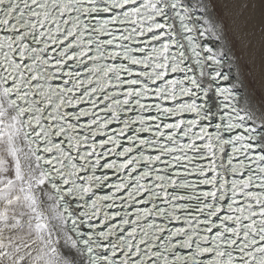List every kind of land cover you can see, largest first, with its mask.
I'll return each mask as SVG.
<instances>
[{"label": "snow or ice", "instance_id": "6c2138e0", "mask_svg": "<svg viewBox=\"0 0 264 264\" xmlns=\"http://www.w3.org/2000/svg\"><path fill=\"white\" fill-rule=\"evenodd\" d=\"M219 3L0 0V264H264V96Z\"/></svg>", "mask_w": 264, "mask_h": 264}, {"label": "bare ground", "instance_id": "6f19581e", "mask_svg": "<svg viewBox=\"0 0 264 264\" xmlns=\"http://www.w3.org/2000/svg\"><path fill=\"white\" fill-rule=\"evenodd\" d=\"M241 0H220L219 22L226 30V47L231 49L233 75L243 82L239 91L259 101L264 96V35L260 23L259 4L241 9ZM217 45V42L214 41Z\"/></svg>", "mask_w": 264, "mask_h": 264}, {"label": "rangeland", "instance_id": "374dc122", "mask_svg": "<svg viewBox=\"0 0 264 264\" xmlns=\"http://www.w3.org/2000/svg\"><path fill=\"white\" fill-rule=\"evenodd\" d=\"M239 77V76H238Z\"/></svg>", "mask_w": 264, "mask_h": 264}]
</instances>
